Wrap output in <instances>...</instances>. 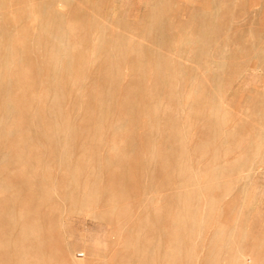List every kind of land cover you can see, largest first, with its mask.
<instances>
[{
    "label": "rangeland",
    "instance_id": "obj_1",
    "mask_svg": "<svg viewBox=\"0 0 264 264\" xmlns=\"http://www.w3.org/2000/svg\"><path fill=\"white\" fill-rule=\"evenodd\" d=\"M0 89V264H264V0H0Z\"/></svg>",
    "mask_w": 264,
    "mask_h": 264
},
{
    "label": "bare ground",
    "instance_id": "obj_2",
    "mask_svg": "<svg viewBox=\"0 0 264 264\" xmlns=\"http://www.w3.org/2000/svg\"><path fill=\"white\" fill-rule=\"evenodd\" d=\"M49 1H50V0H49ZM50 5L52 6L53 4H50ZM45 8H46V7H45ZM47 8H48V7H47ZM44 10H46V9H44ZM56 11H58V10H56ZM42 12H43V11H42ZM44 13H45V12H44ZM46 13H47V12H46ZM55 14H56V13H55ZM63 14H64V13H63ZM57 16H58V15H57ZM67 16H68V15H67ZM47 18H48V17H47ZM49 22H50V21H49ZM49 25H50V24H49ZM48 31H49V30H48ZM203 32H205V31H203ZM212 32H213V31H212ZM207 33H208V32H207ZM204 34H205V33H203V35H204ZM54 36H55V35H54ZM45 37H46V36H45ZM56 37H57V36H56ZM204 37H209V36H204ZM57 38H58V37H57ZM40 40H41V39H40ZM49 40H50V39H49ZM103 40H104V39H103ZM105 41H106V40H104V44H105ZM204 41H205V40H204ZM208 42H209V41H208ZM208 42H207V43H208ZM49 43H51V42H49ZM107 43H108V42H107ZM40 44H41V43H40ZM45 44H46V43H45ZM101 44H103V42H102V43L100 42V45H101ZM205 44H206V43H205ZM206 46H207V45H206ZM47 48H48V47H47ZM103 48H104V47H103ZM119 48H120V47H119ZM202 48H203V47H202ZM45 49H46V48H45ZM48 49H49V48H48ZM105 49H106V47H105ZM141 50H142V49H141ZM200 50H201V49H200ZM47 51H48V50H47ZM49 51H50V50H49ZM113 51H114V50H113ZM51 52H52V51H51ZM201 52H202V51H201ZM122 53H123V52H122ZM52 54H53V52H52ZM202 54H203V53H202ZM205 54H206V53H205ZM51 56H52V55H51ZM162 57H164V56H162ZM53 58H54V57H53ZM156 59H157V58H156ZM159 60H160V59H159ZM165 61H166V58H165ZM66 63H67V62H66ZM115 63H116V62H115ZM122 63H123V62H121V66H122ZM70 64H71V63H70ZM164 64H165V66H166L167 63H165V62L162 63V65H164ZM116 65H117V63H116ZM119 65H120V64H119ZM119 65H118V66H119ZM68 66H69V65H68ZM72 66H73V65H72ZM156 66H157V65H156ZM57 67H58V66H57ZM69 67H70V66H69ZM115 67H116V66H115ZM122 67H123V66H122ZM122 67H121V68H122ZM167 67H168V65H167ZM110 68H111V67H110ZM113 68H114V67H113ZM160 68H161V66H160ZM1 69H2V67H1ZM111 69H112V68H111ZM158 69H159V68H158ZM2 70H3V69H2ZM61 70H62V69H61ZM107 70H108V69H107ZM116 70H117V69H116ZM121 70H122V69H121ZM57 71H58V70H57ZM161 71H162V70H161ZM2 72H3V71H2ZM6 72H7V71H6ZM6 72H5V74L7 75ZM58 72H59V71H58ZM60 72H61V71H60ZM60 72H59V73H60ZM159 72H160V71H159ZM60 74H61V73H60ZM60 74H59V75H60ZM120 74H123V73H120ZM166 74L168 75V73H166ZM9 75H10V74H8V76H9ZM170 75H171V73H170ZM173 75H174V74H173ZM10 76H11V75H10ZM163 76H164V75H163ZM112 77H113V75H112ZM120 79H121V81H122V78H120ZM113 80H114V79H113ZM118 80H119V79H118ZM109 82H110V80L107 81V83H109ZM116 83H117V82H116ZM117 84H119V83H117ZM167 84H168V83H167ZM6 85H8V84H6ZM61 85H62V84H61ZM113 85H114V84H113ZM111 89H112V86H111ZM111 89H110V90H111ZM115 90H116V89H115ZM0 91H1V89H0ZM9 91H10V90H9ZM63 91H64V90H63ZM112 91H113V89H112ZM112 91H110V92H112ZM2 93H3V92H2ZM4 96H5V94H4ZM116 96H117V94L114 93V95H113L111 98L113 99V97H116ZM114 99H115V98H114ZM59 105H61V104H59ZM69 106H70V105H69ZM109 106H110V105H109ZM213 109H214V107H213ZM56 111H57V110H56ZM61 112H62V111H61ZM61 112H60V113H61ZM107 112H108V110H107ZM217 112H218V111H217ZM214 113H215V112H214ZM62 114H63V113H62ZM60 115H61V114H60ZM60 115H58V116L60 117ZM8 116H9V115H8ZM213 119H214V118H213ZM217 121H218V120H217ZM218 122H219V121H218ZM68 123H69V122H68ZM217 124H218V123H217ZM74 128H75V127H74ZM217 130H218V129H217ZM222 131H223V130H222ZM223 132H225V130H224ZM71 133H72V132H71ZM1 134H2V133H1ZM72 134H73V133H72ZM47 138H49V137H47ZM49 139H50V138H49ZM220 139H221V138H220ZM42 140H43V139H42ZM50 140H51V139H50ZM217 140H218V139H217ZM74 141H75V140H74ZM44 142H45V141H44ZM69 143H70V142H69ZM81 145H82V144H81ZM64 151H65V150H64ZM65 153H66V152H65ZM180 153H181V152H180ZM59 155H60V154H59ZM62 160H63V159H62ZM62 160H61V161H62ZM63 161H64V160H63ZM68 161H70V160L68 159ZM64 162H65V161H64ZM67 164H68V163H67ZM72 165H73V164H72ZM83 165H84V164H83ZM131 166H132V164H131ZM134 180H135V179H133V181H134ZM133 181H132V182H133ZM1 183H4V182H1ZM0 187H1V186H0ZM1 188H2V187H1ZM209 189H210V188H209ZM4 190H5V188H4ZM7 190H8V189H7ZM47 193H48V192H47ZM48 194H49V193H48ZM192 195H193V194H192ZM185 196H186V195H185ZM188 196H189V195H188ZM193 197H194V195H193ZM6 199H7V198H6ZM182 199H184V198H182ZM48 200H49V199H48ZM189 200H190V199H189ZM179 203H180V202H179ZM182 203H183V202H182ZM182 205H183V204H182ZM184 205H185V204H184ZM184 205H183V206H184ZM187 205H188V204H187ZM183 208H184V207H183ZM186 208H187V207H186ZM13 209H14V208H13ZM187 209H188V208H187ZM187 209H186V210H187ZM187 212L189 213V211H187ZM10 213H11V212H10ZM17 213H18V212H16V214H17ZM28 214H29V213H28ZM28 214H27V215H28ZM18 215H19V214H17V216H18ZM10 216H12V215H9L8 218H9ZM14 217H15V216H14ZM19 217H20V216H19ZM145 217H146V216H145ZM197 218H198V217H197ZM14 219H15V218H14ZM27 219H28V218H27ZM37 219H38V218H37ZM37 219H35V221H36ZM133 219H134V218H133ZM155 219H156V218H155ZM8 220H9V219H8ZM12 220H13V219H12ZM15 220H16V219H15ZM23 220H24V219H23ZM39 220H41V219H39ZM39 220H38V221H39ZM24 222H25V221H24ZM29 222H30V221H29ZM149 222H151V221H149ZM2 223H3V222H2ZM21 223H22V222H21ZM34 223H35V222H34ZM182 223H183V222H182ZM7 224H10V223H7ZM16 224H17V223H16ZM149 224H150V223H149ZM156 224H158V223L156 222ZM159 224H160V226H161V224H162L161 221H160ZM159 224H158V225H159ZM184 224H185V223H184ZM184 224H182L181 226H184ZM151 225H152V223H151ZM169 225H170V224H169ZM41 226H42V225H41ZM155 226H156V225H155ZM178 226H180V225H178ZM181 226H180V227H181ZM147 227H148V226H147ZM152 227H153V226H152ZM157 227H158V226H157ZM180 227H179V228H180ZM17 228H18V227H17ZM163 228H164V227H163ZM163 228H162V229H163ZM23 229H25V227H24ZM40 229H41V228H40ZM153 229H154V228H153ZM184 229H185V228H184ZM18 230H19V229H18ZM159 230H160V229H159ZM21 231H22V230H21ZM45 232H46V231H45ZM45 232H44V233H45ZM145 232H146V231H145ZM180 232H181V231H180ZM20 233H21V232H20ZM22 233H23V231H22ZM184 233H185V232H184ZM23 234H24V233H23ZM32 234H33V233H32ZM32 234H31V235H32ZM34 234H35V233H34ZM158 234H159V233H158ZM177 234H178V233H177ZM188 234H189V233H188ZM21 235H22V234H21ZM160 235H161V234H160ZM180 235H181V234H180ZM182 235H183V233H182ZM22 236H23V235H22ZM34 236H35V235H33V237H34ZM25 237H26V236H25ZM28 237H29V236H28ZM44 237H45V236H44ZM44 237H42V238H44ZM161 237H162V236H161ZM18 238H19V237H18ZM10 239H11V238H10ZM44 239H45V238H44ZM8 240H9V238H8ZM13 240H14V239H13ZM19 240H20V239H19ZM45 240H46V239H45ZM155 240H156V239H155ZM188 240H189V239H188ZM190 240H191V239H190ZM190 240H189V242H190ZM5 241H7V240H5ZM11 241H12V240H11ZM138 241H139V240H138ZM156 241H159V240L157 239ZM184 241H185V240H184ZM7 242H8V241H7ZM7 242H6V243H7ZM17 242H18V241H17ZM50 242H51V241H50ZM140 242H141V241H140ZM161 242H163V241H161ZM19 243H21V242H19ZM38 243H39V242H38ZM141 243H142V242H141ZM145 243H147V242H145ZM157 243H158V242H157ZM159 243H160V242H159ZM190 243H191V242H190ZM213 243H214V242H213ZM7 244H8V243H7ZM39 244H40V243H39ZM136 244H137V243H136ZM138 244H139V243H138ZM142 244H143V243H142ZM153 244H154V243H153ZM218 244H219V242H218ZM27 245H28V244H27ZM158 245H159V244H158ZM211 245H212V244H211ZM211 245H210V247H212ZM39 246H41V244H40ZM144 246H145V245H144ZM152 246H153V245H152ZM213 246H214V245H213ZM5 247H6V246H5ZM7 247H8V246H7ZM21 247H22V246H21ZM43 247H44V246H43ZM146 247H147V246H146ZM146 247H145V248H146ZM159 247H160V246H159ZM187 247H189V246H187ZM187 247H185V248H187ZM210 247H209V248H210ZM9 249H10V248H9ZM43 249H44V248H43ZM47 249H48V248H47ZM151 249H152V248H151ZM162 249H163V248H162ZM196 249H197V247H196ZM212 249H214V248H212ZM212 249H211V250H212ZM219 249H220V248H219ZM226 249H227V248H226ZM232 249H233V248H232ZM19 250H20V248H19ZM40 250H41V249H40ZM48 250H49V249H48ZM48 250H47V252H48ZM59 250H60V249H59ZM135 250H136V249H135ZM144 250H145V249H144ZM144 250H143V251H144ZM221 250H222V249H221ZM221 250L216 251V252H217V255L220 254ZM14 251H15V250H14ZM17 251H18V249H17ZM17 251H16V252H17ZM146 251H147V250H146ZM228 251H229V250H228ZM12 252H13V251H12ZM12 252H11V253H12ZM16 252H15V253H16ZM24 252H25V251H24ZM35 252H36V251H35ZM41 252H42V251H41ZM45 252H46V251H45ZM139 252H140V251H139ZM148 252H149V251H148ZM9 253H10V252H9ZM17 253H19V251H18ZM25 253H26V252H25ZM143 253H144V252H143ZM143 253H141V254H143ZM230 253H232V252H230ZM4 254H5V252H4ZM23 254H24V253H23ZM23 254H22V255H23ZM17 255H18V254H17ZM32 255H33V254H32ZM145 255H146V254H145ZM214 255H215V254H213V256H214ZM234 255H235V254H234ZM10 256H11V255H10ZM19 256H20V255H19ZM26 256H27V255H26ZM210 256H211V254H210ZM229 256H230V255H229ZM229 256H228V258H230V259H229V264H239V263L237 262V260H236L234 257H233V258H234V259H233V258H231V257H229ZM235 256H237V255H235ZM30 257H31V256H30ZM52 257H53V256H52ZM214 257H215V258H213V259H216V260H217L218 256H217V258H216V255H215ZM11 258H12V257H11ZM13 258H14V257H13ZM18 258H19V257H18ZM64 258H65V257H64ZM141 258H142V257H141ZM150 258H152V257H150ZM154 258H155V257H154ZM208 258H209V255H208ZM221 258H222V257H221ZM221 258H220V259H221ZM4 259H5V258H4ZM19 259H20V258H19ZM65 259H66V258H65ZM67 259H68V258H67ZM137 259H138V258H137ZM139 259H140V258H139ZM210 259H211V258H210ZM22 260H23V259H22ZM27 260H28V259H27ZM134 260H135V259H134ZM144 260H145V259H144ZM211 260H212V259H211ZM211 260H210V261H211ZM260 260H261V258H260ZM17 261H18V260H17ZM25 261H26V260H25ZM43 261H44V260H43ZM131 261H132V260H131ZM138 261H139V260H138ZM149 261H150V260H149ZM206 261H207V260H206ZM206 261H205V262H206ZM220 261H221V260H220ZM6 262H7V261H6ZM120 262H121V261H120ZM134 262H135V261H134ZM155 262H156V261H155ZM184 262H185V261H184ZM184 262H183V263H184ZM212 262L215 263L216 261H215V260H214V261L212 260ZM11 263H12V262H11ZM27 263H28V262H27ZM55 263H56V262H55ZM135 263H136V262H135ZM140 263H141V262H140ZM151 263H152V262H151ZM209 263H211V262H209ZM12 264H13V263H12ZM143 264H144V262H143ZM184 264H185V263H184ZM186 264H187V262H186ZM212 264H213V263H212ZM226 264H227V263H226ZM240 264H241V263H240ZM257 264H258V263H257ZM262 264H263V263H262Z\"/></svg>",
    "mask_w": 264,
    "mask_h": 264
}]
</instances>
